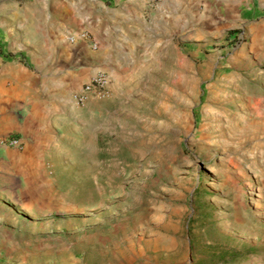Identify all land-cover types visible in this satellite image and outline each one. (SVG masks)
Masks as SVG:
<instances>
[{"label": "rangeland", "instance_id": "obj_1", "mask_svg": "<svg viewBox=\"0 0 264 264\" xmlns=\"http://www.w3.org/2000/svg\"><path fill=\"white\" fill-rule=\"evenodd\" d=\"M219 35L77 107L60 178L99 203L83 226L103 253L83 263L264 264V36Z\"/></svg>", "mask_w": 264, "mask_h": 264}, {"label": "crops", "instance_id": "obj_2", "mask_svg": "<svg viewBox=\"0 0 264 264\" xmlns=\"http://www.w3.org/2000/svg\"><path fill=\"white\" fill-rule=\"evenodd\" d=\"M235 26L260 41L264 0H0V137H22L0 148V264H89L90 252L103 254L83 226L99 203L70 201L60 178L82 83L103 69L114 96L126 71H146L165 45L212 42ZM80 30L97 49L67 42Z\"/></svg>", "mask_w": 264, "mask_h": 264}, {"label": "built area", "instance_id": "obj_3", "mask_svg": "<svg viewBox=\"0 0 264 264\" xmlns=\"http://www.w3.org/2000/svg\"><path fill=\"white\" fill-rule=\"evenodd\" d=\"M148 1L153 4L159 0ZM67 42L70 44L83 42L93 50L98 47L97 41L87 30H80L73 35H69L67 37ZM110 92V77L106 71L100 69L96 71L88 80L83 82L82 85L72 94V100L75 106L82 107L92 99L104 100L109 98L111 94ZM21 145L22 137L20 136L6 135L0 137V148H19Z\"/></svg>", "mask_w": 264, "mask_h": 264}, {"label": "trees", "instance_id": "obj_4", "mask_svg": "<svg viewBox=\"0 0 264 264\" xmlns=\"http://www.w3.org/2000/svg\"><path fill=\"white\" fill-rule=\"evenodd\" d=\"M236 34L237 33L235 31H230V33L228 35H226L224 38L226 40H228V42H231V40L234 39V38H231L230 35H234L235 36Z\"/></svg>", "mask_w": 264, "mask_h": 264}]
</instances>
